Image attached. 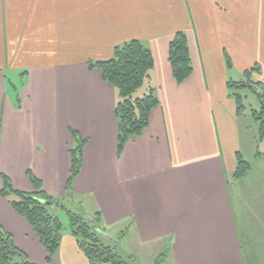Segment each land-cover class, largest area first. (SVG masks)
<instances>
[{"label":"crops","instance_id":"crops-1","mask_svg":"<svg viewBox=\"0 0 264 264\" xmlns=\"http://www.w3.org/2000/svg\"><path fill=\"white\" fill-rule=\"evenodd\" d=\"M178 32L193 67L180 85ZM133 40L151 50L160 106L118 156V92L89 63ZM254 69L264 84V0H0V192L7 178L32 193L33 176L66 199L75 131L87 143L74 205L101 213L117 247L131 235L154 264H264V140L230 93ZM14 199L0 195V224L34 264H91L70 229L47 262Z\"/></svg>","mask_w":264,"mask_h":264},{"label":"trees","instance_id":"trees-1","mask_svg":"<svg viewBox=\"0 0 264 264\" xmlns=\"http://www.w3.org/2000/svg\"><path fill=\"white\" fill-rule=\"evenodd\" d=\"M169 61L176 82L184 83L193 73L192 60L184 32H178L169 46ZM90 69L102 71L103 79L118 92L116 117L118 121V156H121L127 143L140 137L148 128L152 112L160 106L157 89L152 86L151 73L154 60L151 50L139 40L130 41L115 49L110 60L90 62ZM259 70L245 73V79L230 85L231 96L238 103V113L247 110L246 100L250 94L256 97L259 107L251 114L258 124L259 138L264 140V84L254 81ZM74 147L71 150L72 168L66 188V199L59 200L48 194L43 184L31 176L34 188L32 193L15 190L10 181L4 179V189L0 195L4 198L15 197L12 208L26 219L42 247L47 253V262L60 250L66 225L59 211L64 212L69 229L80 250L91 264H128L116 245L117 238H108L104 231L101 213L90 216L84 212L81 204L74 205L73 184L83 166V151L87 141L80 139L71 131ZM251 165L241 157L238 159L236 177H244ZM73 202L72 207L68 202ZM67 227V228H68ZM132 258L129 256V259ZM163 256L156 264H161ZM0 264H34L27 254L18 248L13 236L0 224Z\"/></svg>","mask_w":264,"mask_h":264},{"label":"rangeland","instance_id":"rangeland-1","mask_svg":"<svg viewBox=\"0 0 264 264\" xmlns=\"http://www.w3.org/2000/svg\"><path fill=\"white\" fill-rule=\"evenodd\" d=\"M14 82H18L17 79H14ZM248 110L251 109V106L253 108H257L259 106V103L253 94H250L248 96V100L245 103ZM254 123L256 126L258 125L255 121ZM68 206L72 207L71 204ZM62 221L64 224L68 227L69 222L67 219V216L65 213L61 214ZM66 229H69V227ZM119 231V229H118ZM120 232V231H119ZM118 232V233H119ZM131 235H129L126 240H121L120 243L118 244V250L120 253L124 256V259L128 262V264H154V260L156 259L157 255V250L152 249H146V248H141L139 247L138 243L134 241V238L131 239ZM129 256L132 257L129 259ZM165 264H170L168 260L165 262Z\"/></svg>","mask_w":264,"mask_h":264}]
</instances>
